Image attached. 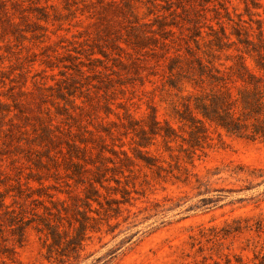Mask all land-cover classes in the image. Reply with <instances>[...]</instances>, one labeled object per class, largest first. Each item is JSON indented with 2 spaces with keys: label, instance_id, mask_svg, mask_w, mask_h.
Returning a JSON list of instances; mask_svg holds the SVG:
<instances>
[{
  "label": "rangeland",
  "instance_id": "obj_1",
  "mask_svg": "<svg viewBox=\"0 0 264 264\" xmlns=\"http://www.w3.org/2000/svg\"><path fill=\"white\" fill-rule=\"evenodd\" d=\"M247 2L0 0V264H264V141L192 137L183 97L192 21L256 42ZM84 214L78 246L53 243Z\"/></svg>",
  "mask_w": 264,
  "mask_h": 264
},
{
  "label": "trees",
  "instance_id": "obj_2",
  "mask_svg": "<svg viewBox=\"0 0 264 264\" xmlns=\"http://www.w3.org/2000/svg\"><path fill=\"white\" fill-rule=\"evenodd\" d=\"M244 3L245 10L250 14L247 0H244ZM252 3L256 8L262 5L257 2ZM219 7L224 10V16L232 20L228 8L223 4H219ZM180 8L183 11V6ZM175 11L177 10H174V13ZM213 11L220 19L222 14L218 7H214ZM256 21L258 22L256 42L249 37V29L240 23H238L237 31L231 33L237 37V43L244 45L245 52H242L235 41L230 40V34L226 32L223 25L220 24L219 29H216L209 24V31H206L204 36L203 25L195 19L192 21V34L189 35V39L203 53L201 56L192 54L197 65V73L191 78L194 90L183 95L187 101L185 108L191 123L192 137L205 136L207 131L205 124L209 123L215 124L231 135L249 139L259 138L264 141V28L261 19ZM161 25L162 22H160ZM241 30H244L242 34L239 32ZM243 34H245L244 39L241 38ZM148 39L155 38L151 36ZM213 42L235 46L237 52L227 57L232 61L231 64L221 63L220 67L204 56L207 52L213 56ZM244 53L253 57L254 67L247 65ZM96 181L103 185L101 179ZM91 187L95 190L92 184ZM95 201L99 203L97 199ZM90 218L91 216L84 214L85 221H80L76 237H71L66 230L61 231L56 224H47L49 230L47 233L53 243H70L78 246L86 235V219Z\"/></svg>",
  "mask_w": 264,
  "mask_h": 264
}]
</instances>
